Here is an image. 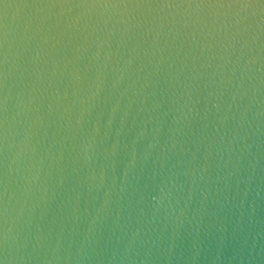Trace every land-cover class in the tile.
Here are the masks:
<instances>
[{
  "label": "water",
  "instance_id": "95a60500",
  "mask_svg": "<svg viewBox=\"0 0 264 264\" xmlns=\"http://www.w3.org/2000/svg\"><path fill=\"white\" fill-rule=\"evenodd\" d=\"M0 264H264V0H0Z\"/></svg>",
  "mask_w": 264,
  "mask_h": 264
}]
</instances>
